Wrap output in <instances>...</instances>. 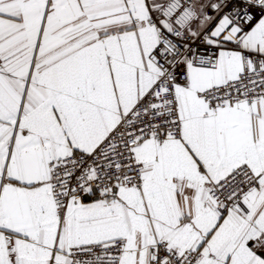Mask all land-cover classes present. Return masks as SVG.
Segmentation results:
<instances>
[{
	"label": "snow or ice",
	"instance_id": "6c2138e0",
	"mask_svg": "<svg viewBox=\"0 0 264 264\" xmlns=\"http://www.w3.org/2000/svg\"><path fill=\"white\" fill-rule=\"evenodd\" d=\"M0 264H264V0H0Z\"/></svg>",
	"mask_w": 264,
	"mask_h": 264
}]
</instances>
